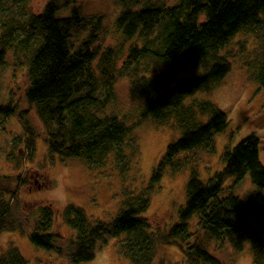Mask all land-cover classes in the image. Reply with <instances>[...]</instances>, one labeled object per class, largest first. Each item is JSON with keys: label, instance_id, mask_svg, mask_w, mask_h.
<instances>
[{"label": "trees", "instance_id": "1", "mask_svg": "<svg viewBox=\"0 0 264 264\" xmlns=\"http://www.w3.org/2000/svg\"><path fill=\"white\" fill-rule=\"evenodd\" d=\"M113 1L119 13L107 29L105 17L86 9L85 0H49L39 14L29 8L31 0H0V74L11 68L14 79L25 80L14 81L11 89L0 80V119L17 116L23 127L18 136L23 147L9 159L16 174L0 176V235L18 232L31 247L60 257L59 264L92 262L112 241L130 264H156L160 245L178 248L186 264H237L247 247L251 264H264L261 140L253 134L233 148L228 142L217 156L228 113L200 97L221 88L239 62L250 81L264 86V0ZM112 36L118 39L114 44L108 41ZM123 77L130 79L141 117L179 134L153 168L148 186L139 172L133 121L118 99L116 85ZM16 86L24 92V111L10 94ZM38 140L52 158L82 162L83 180L91 175L121 180L120 203L110 220L90 217L81 203L69 202L62 218L76 238H67L55 230L59 213L52 203L27 211L20 195L30 180L23 166L38 156ZM202 151L219 158L218 167H206V175L192 160ZM185 171L191 173L183 199L171 189L169 199L175 202L165 205L170 218L172 209L184 205L176 222L157 225L153 216L166 197L149 216L155 195L166 190L164 180ZM246 181L255 187L248 201L237 194ZM36 182L40 189L43 183L52 187L48 180ZM215 244L225 259L213 250ZM23 255L10 249L0 264H30Z\"/></svg>", "mask_w": 264, "mask_h": 264}, {"label": "rangeland", "instance_id": "2", "mask_svg": "<svg viewBox=\"0 0 264 264\" xmlns=\"http://www.w3.org/2000/svg\"><path fill=\"white\" fill-rule=\"evenodd\" d=\"M49 0H31L29 8L35 14H39L43 11L44 6ZM85 8L96 10L98 14L105 17L104 26L107 29L115 25V21L118 17L119 10L115 5L113 0H85ZM115 34V33H114ZM116 40L113 38L108 39L111 43H115ZM118 42L117 44H119ZM127 46V44H126ZM125 46V47H126ZM124 47V49H125ZM125 49V53H127ZM2 74H0V80H2L1 85L4 88H10L14 86V81H18L19 84H23L25 80L14 79L13 69L8 68L6 71L1 69ZM20 75V73H18ZM221 88L215 90L204 92L200 95L201 98L210 100L217 105L218 108L228 113L229 125L225 133L222 136H218L217 140V156H223L224 148L228 142L230 145L228 147L233 148L238 145L245 138L256 134L261 140V154L264 161V86L257 85L255 82L249 80L247 72L244 70L241 62L238 65H235L232 73L227 77L223 82ZM16 90L11 92L12 96L19 101V108L21 111L26 110V102L23 100L24 92L19 90L18 87H15ZM118 92V99L121 103V107L124 108V113H126L127 118L129 117L133 123L129 124L131 127L135 128L136 134L138 136L137 142L140 147V156L141 160L139 163V169L141 172V179L147 186L149 184L153 168L157 165L160 158L166 152V149L169 144L173 143L179 134L176 130L171 127L161 128L152 121L145 120L141 117V108L140 105L134 102L135 99L133 96V91L130 87V79L127 77V82L125 78L120 79L116 85ZM11 89V88H10ZM19 90V91H18ZM193 96L192 99H194ZM21 99V100H20ZM191 99V100H192ZM139 111L137 119H134L129 116L136 115ZM135 112V113H134ZM28 119L32 120L33 126L42 130L43 126L41 125L39 119L34 116H28ZM5 119H0V176L15 175V164L9 161L12 157L14 149H20L23 147L20 143L18 136L23 134V127L19 122L17 116L11 117L9 121L5 122ZM5 140V142H4ZM172 141V142H171ZM37 151L35 161L31 164H24L23 170L28 176L30 183L29 185L21 191V199L25 204L27 211L34 210L36 207L41 205L53 204V207L57 210L58 217L55 222V230L59 231L61 235L69 238L71 235L76 234L73 230H70L64 223L62 218V213L65 211L64 207L69 204V202L75 201L79 204V207L84 208L88 216L94 217L101 221H108L112 215H115L118 210L117 204H119V198L121 195L118 194V188H121L122 182L120 179H115V177H109L108 180H103L100 176H88L89 179L83 180L79 175H84L87 171L82 162L78 160H68L62 161L59 158H52L46 145L42 140L37 142ZM11 148L10 152L8 149ZM207 152L202 151L192 156V160L195 161L196 165L200 163V169L203 170V173L206 175V167L213 166L218 167L219 158L206 154ZM25 157L26 152L22 153ZM217 154V153H216ZM55 156V155H54ZM56 157V156H55ZM22 169H20L21 171ZM22 170V171H23ZM88 171H90L88 169ZM18 172V171H17ZM91 172V171H90ZM93 171L92 173H95ZM104 172V171H103ZM191 172L185 171L175 176L171 179H168L166 182L163 181V185L166 183V190L164 189L163 194L160 196L155 195L151 211L149 216H153L155 205L159 202L162 197H166V202L164 200L161 205H158L160 209L157 211L158 215H164L157 219L158 215H154L153 219L157 221V225L163 224L166 228L172 226L178 218L180 209L184 205H179L176 210L172 209L171 212L167 210V207H171L175 202L173 198L169 199L170 192L177 198V200H182L184 197V185L187 177V182ZM48 174V175H47ZM172 176L174 174L169 172ZM186 174V176L184 175ZM48 177H47V176ZM40 179V182L43 183L45 180L50 181L52 187H47L43 183V188L40 189V186L37 185L36 180ZM59 181L64 191H62L58 197L50 196V189L53 188L56 181ZM186 182V183H187ZM172 189V190H171ZM254 185L246 181L241 188L237 190V194L245 201H248L254 192ZM94 190V197L90 199L86 198L87 192ZM171 190V191H170ZM170 191V192H169ZM241 194H244L243 197ZM89 194V193H88ZM40 197V200L38 201ZM58 198L61 202L54 203V199ZM89 201V202H88ZM84 202V203H82ZM87 203V204H85ZM85 204V205H84ZM113 213V214H112ZM27 219V216L25 217ZM25 224V220L22 222ZM32 223V219L30 224ZM26 226V224H25ZM24 226V227H25ZM30 228V227H29ZM75 240V239H74ZM18 249L24 258H30L33 263L37 262L38 264H59L60 257L55 258L52 253H48L44 250L36 249L30 246L27 238L22 236L18 232H6L0 235V258L3 257L8 250ZM213 250H219V247L215 244ZM219 253V252H218ZM222 259H225L223 253H219ZM27 259V260H28ZM48 259V260H47ZM63 259V258H62ZM67 264H71L68 259ZM253 260L250 249L247 247L246 253L238 257L236 260L237 264H251ZM29 261V260H28ZM29 261L30 264H33ZM84 264H130L129 261L124 258H120L118 253V243L112 241L105 247L104 250L97 253L96 259L89 263ZM156 264H186L183 253L174 246H163L160 245L157 251V260Z\"/></svg>", "mask_w": 264, "mask_h": 264}, {"label": "clouds", "instance_id": "3", "mask_svg": "<svg viewBox=\"0 0 264 264\" xmlns=\"http://www.w3.org/2000/svg\"><path fill=\"white\" fill-rule=\"evenodd\" d=\"M64 191V189L62 188L60 182L57 180L53 186L52 189H50V196H53V197H58V195ZM54 203H60L61 201L58 199V198H55Z\"/></svg>", "mask_w": 264, "mask_h": 264}, {"label": "bare ground", "instance_id": "4", "mask_svg": "<svg viewBox=\"0 0 264 264\" xmlns=\"http://www.w3.org/2000/svg\"><path fill=\"white\" fill-rule=\"evenodd\" d=\"M24 236V235H23Z\"/></svg>", "mask_w": 264, "mask_h": 264}]
</instances>
